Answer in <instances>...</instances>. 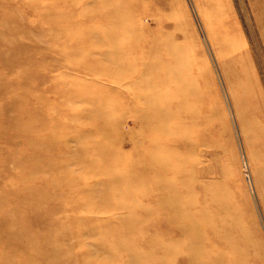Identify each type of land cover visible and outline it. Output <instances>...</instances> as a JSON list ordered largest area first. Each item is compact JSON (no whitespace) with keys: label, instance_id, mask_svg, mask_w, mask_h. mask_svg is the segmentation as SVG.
<instances>
[{"label":"rangeland","instance_id":"obj_1","mask_svg":"<svg viewBox=\"0 0 264 264\" xmlns=\"http://www.w3.org/2000/svg\"><path fill=\"white\" fill-rule=\"evenodd\" d=\"M0 264H264V0H0Z\"/></svg>","mask_w":264,"mask_h":264},{"label":"bare ground","instance_id":"obj_2","mask_svg":"<svg viewBox=\"0 0 264 264\" xmlns=\"http://www.w3.org/2000/svg\"><path fill=\"white\" fill-rule=\"evenodd\" d=\"M40 24V23H39ZM184 65V64H183ZM183 67V66H182ZM183 73V72H182ZM178 78V77H177ZM175 79V78H174ZM194 81V80H193ZM194 83V82H193ZM192 86V85H191ZM193 88V87H192ZM164 89H165V87H164ZM167 89V88H166ZM196 89H198V88H196ZM195 89V90H196ZM171 90V89H170ZM174 90V89H173ZM183 91V90H182ZM174 92V91H173ZM53 93V92H52ZM56 95V94H55ZM181 95V94H180ZM166 96V95H165ZM179 96V95H178ZM177 96V97H178ZM192 97V96H191ZM168 99V98H167ZM156 102V101H155ZM155 105V104H154ZM171 106V105H170ZM165 111H167V109L166 108H163V112H165ZM168 112V111H167ZM61 175H62V173H61ZM64 175V174H63ZM60 176V175H59ZM64 179V178H63ZM41 212V211H40Z\"/></svg>","mask_w":264,"mask_h":264}]
</instances>
